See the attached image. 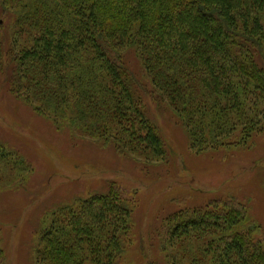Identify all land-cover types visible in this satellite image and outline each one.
<instances>
[{"label":"trees","instance_id":"trees-1","mask_svg":"<svg viewBox=\"0 0 264 264\" xmlns=\"http://www.w3.org/2000/svg\"><path fill=\"white\" fill-rule=\"evenodd\" d=\"M0 72L57 129L143 170L170 159L155 111L177 117L195 152L237 149L264 132V0H0ZM30 170L0 141V189ZM105 190L44 218L32 264H122L137 204L116 181ZM157 224L145 264H264L248 198L183 206Z\"/></svg>","mask_w":264,"mask_h":264},{"label":"rangeland","instance_id":"rangeland-1","mask_svg":"<svg viewBox=\"0 0 264 264\" xmlns=\"http://www.w3.org/2000/svg\"><path fill=\"white\" fill-rule=\"evenodd\" d=\"M2 79L0 72V141L24 155L31 169L19 185L0 189V235L8 264H32V248L45 219L63 204L107 190L111 181L137 204L134 242L122 264L146 263L144 254H152L154 229L163 216L220 196L248 198L264 238V132L248 146L198 153L190 149L176 116L155 111L170 159L143 170L113 147L57 129L6 92Z\"/></svg>","mask_w":264,"mask_h":264}]
</instances>
